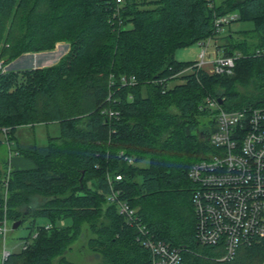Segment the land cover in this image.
I'll return each instance as SVG.
<instances>
[{"label": "trees", "instance_id": "obj_1", "mask_svg": "<svg viewBox=\"0 0 264 264\" xmlns=\"http://www.w3.org/2000/svg\"><path fill=\"white\" fill-rule=\"evenodd\" d=\"M210 2L0 0L3 65L57 42L69 44L54 65L0 71V134L7 128L9 145L8 159L0 160V221L4 205L13 222L29 219L28 212L12 211V201L23 193L47 196L29 219L26 245L9 252L2 264H53L56 255L58 264H78L63 252L82 223L92 234L87 246L100 253L102 264H151L143 243L149 237L178 248L182 264L264 263V238L240 243L227 258L222 244L202 242L198 234L195 183L188 171L211 151L207 138L214 115L205 98L221 100L226 110L264 107V54L255 52L264 48V0H223L216 9ZM229 13H237L235 21H252L253 28L236 37L231 30L216 34L215 18ZM211 37L225 40L217 46L225 55L241 54L233 74L198 69L174 76L194 63L177 60L175 50ZM122 74L135 75L136 83L122 85ZM48 122L58 123L60 132L46 145L10 146L18 127ZM120 151L134 162L128 164ZM17 155L35 167L8 171ZM117 173L119 199L134 209L144 232L106 199L107 177ZM41 216L46 222H36Z\"/></svg>", "mask_w": 264, "mask_h": 264}, {"label": "built area", "instance_id": "obj_2", "mask_svg": "<svg viewBox=\"0 0 264 264\" xmlns=\"http://www.w3.org/2000/svg\"><path fill=\"white\" fill-rule=\"evenodd\" d=\"M116 2L121 4L122 0ZM237 18L235 13L216 17L215 33H221L226 24ZM214 42L213 37L200 42L198 59L174 76L198 69L211 74L232 75L235 59L241 54L236 52L231 56L225 55ZM210 44L215 47L213 57H210L208 51ZM255 52L264 54V48L256 49ZM206 65L211 67L210 70L206 69ZM0 71H4L1 64ZM120 83L134 85L136 76L122 74ZM163 87V91L166 90L167 83ZM205 108L214 115V126L207 138L211 151L192 164L188 177L195 183L192 196L201 241L222 244L227 258H230L240 243L264 238V107L250 105L226 110L208 96L205 98ZM107 113L110 116L116 115L110 109ZM1 132L6 139L7 128ZM120 155L128 164L134 162L132 157L123 155V151H120ZM107 179L110 192L106 199L116 205L126 223L137 225L141 232L146 231L134 209L119 199L120 190L116 189L115 183L122 179V175L115 174ZM5 221V218L0 221V232L4 234ZM143 243L152 253L151 264H182L178 248L153 237L145 239ZM8 254L4 252L3 260Z\"/></svg>", "mask_w": 264, "mask_h": 264}, {"label": "rangeland", "instance_id": "obj_3", "mask_svg": "<svg viewBox=\"0 0 264 264\" xmlns=\"http://www.w3.org/2000/svg\"><path fill=\"white\" fill-rule=\"evenodd\" d=\"M222 1L223 0H211L210 2L211 8L216 9L218 7V4H220ZM252 28H253V22L250 20H244V21L234 20L223 27L222 30L223 33L221 35H226L228 31L231 30V34L234 37H236L238 32L244 30H250ZM224 42L225 40H223L220 37L217 38L216 42L214 43L217 47L218 45L220 46V44H223ZM67 45H69L68 42H62V41L57 42L53 49L43 50L39 52L23 53L27 55L21 56L22 55L21 54L20 56L16 57L6 65H3L2 60H0V64L3 67L4 71H11V70L20 71L25 69H36V68L51 66L57 63L58 60L67 52ZM214 48L215 47L212 46L211 44L208 46L210 57L211 56L213 57L212 51H214ZM200 51H201V46L199 42H196L188 47L176 49L174 55L175 58L179 61H193L198 59V54L200 53ZM210 68H211L210 66L206 65L207 70H210ZM178 80L179 79H177V81ZM239 88L244 89L243 87H239ZM200 120L202 124H206L208 118L207 116H203L201 117ZM3 129L4 127L1 128V130ZM59 132H60V127L59 124L56 122L35 123L33 126L31 125L21 126L16 129L15 131L16 138L10 142L11 144L10 143L9 144L11 147H15L16 144L18 145L20 144L22 146H27L30 144L43 146L48 143V139L50 136H56L59 134ZM0 139H1L0 160H6L8 159L9 145L8 142L5 140L4 136H2V134H0ZM12 164L15 165L14 162ZM142 164L145 165V163ZM8 167H9L8 170L9 169L11 170L12 167L11 162ZM6 180L4 183L5 187L7 186ZM22 195L23 198L15 199L12 201L13 203L12 211L20 212V213L28 212L27 217L29 216V219H32L39 213L41 208L45 206L47 196L40 192H25ZM3 196L5 200L10 199V195L7 193L6 189ZM3 209H4L3 219L4 218L6 219L5 221L6 232L5 234L4 232H0V264H2L4 252L9 253L20 250L22 246L24 247L26 245L25 239L30 234L29 219L25 218V220L21 222L17 228L12 229V224H13V221L11 220L12 218L9 219L10 216L8 215V213H6L5 205ZM36 222L44 223L46 222V218L42 216L37 217ZM63 222L66 225L71 224V220L69 218H64ZM36 234L37 232L33 234V237L36 236ZM91 235L92 234L88 230V224L82 223L79 235L76 237L74 241H72L69 245H67L66 249L63 252L66 258L78 264H102L103 258L100 255V253L91 251L87 246L88 237ZM58 258H59L58 255L54 257L53 264H58L57 263Z\"/></svg>", "mask_w": 264, "mask_h": 264}, {"label": "crops", "instance_id": "obj_4", "mask_svg": "<svg viewBox=\"0 0 264 264\" xmlns=\"http://www.w3.org/2000/svg\"><path fill=\"white\" fill-rule=\"evenodd\" d=\"M69 48V45H67V50ZM27 55V54H25ZM13 158V159H12ZM14 160V161H13ZM11 166L13 169H30L35 167V164L33 163L32 160L25 158L23 156H13L11 157ZM15 163V165H13L12 163Z\"/></svg>", "mask_w": 264, "mask_h": 264}, {"label": "water", "instance_id": "obj_5", "mask_svg": "<svg viewBox=\"0 0 264 264\" xmlns=\"http://www.w3.org/2000/svg\"><path fill=\"white\" fill-rule=\"evenodd\" d=\"M23 55H25V54H22L21 56H23ZM219 103H222L221 100H219ZM20 223H21L20 220L13 222L12 229L17 228L20 225Z\"/></svg>", "mask_w": 264, "mask_h": 264}]
</instances>
